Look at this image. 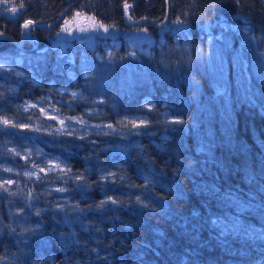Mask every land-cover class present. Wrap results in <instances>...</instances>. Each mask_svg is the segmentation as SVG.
<instances>
[{
	"label": "trees",
	"instance_id": "trees-1",
	"mask_svg": "<svg viewBox=\"0 0 264 264\" xmlns=\"http://www.w3.org/2000/svg\"><path fill=\"white\" fill-rule=\"evenodd\" d=\"M0 33V264H264V0H9Z\"/></svg>",
	"mask_w": 264,
	"mask_h": 264
},
{
	"label": "rangeland",
	"instance_id": "rangeland-1",
	"mask_svg": "<svg viewBox=\"0 0 264 264\" xmlns=\"http://www.w3.org/2000/svg\"><path fill=\"white\" fill-rule=\"evenodd\" d=\"M77 14L78 13H75L70 19L64 21L61 24V28L56 37L57 41H62L65 38L68 40H71L73 38H80L83 36L86 37V36L92 35L97 32L98 29L96 30L95 22L93 20L87 19L83 17L82 15L80 14L77 15ZM176 23L180 25L179 21H177ZM164 26H165V29L168 28L169 26L168 20L166 24L163 25V27ZM232 30L237 31L238 29L233 27ZM133 35L144 37L142 32L140 33L138 31L134 32ZM232 40L233 39H231L230 42ZM88 42H90V40H88ZM61 53L64 54L65 50H62ZM27 106H28L27 107V110H28L30 107H36V104L33 105L29 103ZM41 109H43V111H41V114L44 116V118H46L47 121H53L51 122L50 126H47V124L44 125L49 130H57L60 132L62 131H76L77 132V131H84V130H98V131L110 130V128H107L106 127L107 125L105 124H104L105 126L101 124H89L85 122L83 119H81L80 117H78L77 115L66 116L63 114H54L52 113L51 109H48V107H42ZM61 120L64 121V124L60 123ZM111 174H115V171H112Z\"/></svg>",
	"mask_w": 264,
	"mask_h": 264
},
{
	"label": "snow or ice",
	"instance_id": "snow-or-ice-1",
	"mask_svg": "<svg viewBox=\"0 0 264 264\" xmlns=\"http://www.w3.org/2000/svg\"><path fill=\"white\" fill-rule=\"evenodd\" d=\"M0 3H3V4H5V5H7V4H9V0H0ZM19 7H20V8H23V4H21ZM7 11H10V12H12V13H16V12H17V7H16L15 5H13V6L9 7V8L7 9ZM77 15H78V14H77ZM32 23H33V22H32L31 20L27 21V22L23 25V27L25 28V30H28V29H29V26H30ZM105 30H107V29H105ZM0 35H2V33H0ZM41 111H43V109H41ZM53 118H54V117H53ZM8 123H9L8 120H4V124H5V125H8ZM60 123H61V124H64V121L61 120ZM13 126H15V125H13ZM109 127H111V125H109ZM33 130H35V131H39L38 128H37V129H33ZM17 155H19V153H17ZM45 167H48V165H45ZM56 167H57L56 165H52L51 167H49V171L54 170ZM4 170H5V171H8V172H11V171H12V169H10V168H5ZM39 171H40V172H44L45 169H44V168H40ZM60 171H61V172H64V169L61 168ZM68 172H71V169H68ZM24 175L27 176L29 179H31L33 176H35L36 179H37V181H42V180L44 179V177H41V176H39L37 173H34V172L26 171V172L24 173ZM46 175H47V173H45V176H46ZM65 175H67V173H65ZM113 175H114V174H113ZM75 179H76V180H81V179H82V176H81L80 174H77V175L75 176ZM7 183H11V181H7ZM65 183H67V181H65ZM3 190H4V191H8L7 188H4ZM66 190H67L66 188H58V189H57V191H60V192H64V191H66ZM109 199H111V198H109ZM137 200H138V202H139V197L137 198ZM111 202H112V203H116L115 200H112ZM104 203H106V202H101V204H100L98 207H103ZM145 206H146V205H145Z\"/></svg>",
	"mask_w": 264,
	"mask_h": 264
},
{
	"label": "water",
	"instance_id": "water-1",
	"mask_svg": "<svg viewBox=\"0 0 264 264\" xmlns=\"http://www.w3.org/2000/svg\"><path fill=\"white\" fill-rule=\"evenodd\" d=\"M73 3H74V2H73ZM73 3H72V4H73ZM70 6H71V5H70ZM130 10H131V7L129 8V10H128L127 13L125 14V19H126L127 23H129V24H136V23L138 22V20H137V21H134V22H132V23L128 21ZM59 19H60V17H58V18L55 20V22L52 23V24L57 23V22L59 21ZM167 20H168V16L166 15V17H165V19H164V21H163L162 23H160V24H155V23H154V25H155V26L162 27L163 25L166 24ZM26 22H27V21H26ZM26 22H25V23H26ZM32 22H33V23H32L31 25H36V26L41 27V28H45V27H47L46 25H40V24H38V23H36V22H34V21H32ZM148 22L153 24V22H152L151 20H149V19H148ZM52 24H50V25H52ZM50 25H49V26H50ZM24 35H25V28L22 27L21 43L23 42ZM20 45H21V44H20Z\"/></svg>",
	"mask_w": 264,
	"mask_h": 264
},
{
	"label": "bare ground",
	"instance_id": "bare-ground-1",
	"mask_svg": "<svg viewBox=\"0 0 264 264\" xmlns=\"http://www.w3.org/2000/svg\"><path fill=\"white\" fill-rule=\"evenodd\" d=\"M129 20V19H128ZM26 31V30H25ZM23 41H24V39H23Z\"/></svg>",
	"mask_w": 264,
	"mask_h": 264
}]
</instances>
